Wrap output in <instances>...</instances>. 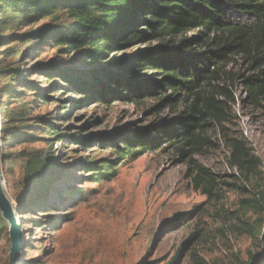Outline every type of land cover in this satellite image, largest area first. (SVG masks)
I'll use <instances>...</instances> for the list:
<instances>
[{
  "label": "rangeland",
  "instance_id": "rangeland-1",
  "mask_svg": "<svg viewBox=\"0 0 264 264\" xmlns=\"http://www.w3.org/2000/svg\"><path fill=\"white\" fill-rule=\"evenodd\" d=\"M59 14L58 24L66 20ZM30 28L35 26L2 34ZM19 41L0 40V68L13 64L23 74L16 82L0 72V119L6 122L0 132V170L24 234L20 264H264V109L248 102L240 83L233 87L236 103H230V121L223 127L215 124L208 133L212 143L193 156L215 180L208 195L206 182L197 186L191 164L178 163L173 150L121 162L99 142L102 135L157 124L174 115L170 108L152 111L159 102L155 99L111 105L90 101L75 107L81 95L62 78L45 76L42 68L57 66L71 76L94 65L50 39ZM142 47L109 56L122 57ZM12 49L18 50L14 56ZM234 68L238 71L239 63ZM48 121L63 140L54 136ZM72 136L94 139L73 143ZM233 138L261 159L256 174L232 166L228 145ZM39 151L52 156L59 174H54L57 179L44 202L21 210L33 188L25 158ZM107 161L114 162L113 170ZM247 199L260 204L246 206ZM0 216V264H8L9 224Z\"/></svg>",
  "mask_w": 264,
  "mask_h": 264
},
{
  "label": "trees",
  "instance_id": "trees-1",
  "mask_svg": "<svg viewBox=\"0 0 264 264\" xmlns=\"http://www.w3.org/2000/svg\"><path fill=\"white\" fill-rule=\"evenodd\" d=\"M59 13L66 20L58 24ZM46 17H50L47 22ZM30 26L35 28L22 34H2L6 29ZM12 37L23 43L50 39L94 65L85 68L83 75L80 71L71 76L57 66L42 68L45 76L62 78L73 87L72 92L81 95L75 107L90 101L111 105L155 99L159 102L152 111L170 108L174 115L157 124L118 136L102 135L99 142L121 162L173 150L178 163L191 164L197 186L206 182L208 195L213 193L215 180L193 156L212 143L208 133L215 124L223 127L230 121L236 83L253 107L264 109V0H0V40ZM136 45L145 47L122 57L109 56ZM17 52L10 51L13 56ZM0 72L12 81L23 80L19 66H4ZM67 115L64 112L61 117ZM5 123L0 119V132ZM48 123L54 136L63 140L54 122ZM93 139L72 136L73 143L89 144ZM228 146L232 166L242 173H257L261 159L242 140L233 138ZM107 163L113 170L114 162ZM55 167L48 153L26 156V176L33 188L22 200L21 210L49 196L57 179L54 174H59ZM257 203L243 201L246 206ZM250 233L257 237L253 228Z\"/></svg>",
  "mask_w": 264,
  "mask_h": 264
},
{
  "label": "water",
  "instance_id": "water-1",
  "mask_svg": "<svg viewBox=\"0 0 264 264\" xmlns=\"http://www.w3.org/2000/svg\"><path fill=\"white\" fill-rule=\"evenodd\" d=\"M0 212L9 224V237L11 249L8 264H20L22 262L24 234L22 225L17 216L16 208L6 192L5 180L0 170Z\"/></svg>",
  "mask_w": 264,
  "mask_h": 264
}]
</instances>
